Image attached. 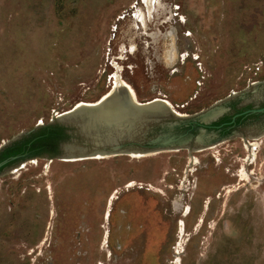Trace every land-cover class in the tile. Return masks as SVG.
<instances>
[{"label": "rangeland", "instance_id": "1", "mask_svg": "<svg viewBox=\"0 0 264 264\" xmlns=\"http://www.w3.org/2000/svg\"><path fill=\"white\" fill-rule=\"evenodd\" d=\"M114 75L139 103L170 104L181 117L161 122L176 126L231 93L261 103L264 0H0V146L98 101ZM251 125L196 152L4 167L0 264H264V131Z\"/></svg>", "mask_w": 264, "mask_h": 264}, {"label": "water", "instance_id": "2", "mask_svg": "<svg viewBox=\"0 0 264 264\" xmlns=\"http://www.w3.org/2000/svg\"><path fill=\"white\" fill-rule=\"evenodd\" d=\"M120 93V98H115V102L106 107L107 98L103 100L102 96L91 106H73L70 110L59 114L55 118L56 124L67 129L69 139L59 147L61 159L69 161H79L86 158H107L117 155H150L167 150L189 149L192 145L198 148H206L209 137L205 131L199 130L194 138L190 134H174L172 128L177 122L162 123L161 121L168 115L173 119L179 120L172 111L154 105L152 101L137 103L134 97H131L122 88L115 91ZM264 109L251 111L252 113H262ZM223 113V108L213 107L204 113L196 115V119L202 124H208L215 121ZM53 124V122L51 123ZM156 125L160 131L143 142V130ZM40 125H37V129ZM72 129L75 131L72 132ZM20 134L11 142L21 139L28 135ZM74 135L83 139L81 146H76ZM141 136V137H140ZM135 144V145H134ZM87 145H91L88 149ZM6 145L0 146L2 150ZM194 148V147H193ZM16 158H9L0 163V168L9 161Z\"/></svg>", "mask_w": 264, "mask_h": 264}, {"label": "flooded vegetation", "instance_id": "3", "mask_svg": "<svg viewBox=\"0 0 264 264\" xmlns=\"http://www.w3.org/2000/svg\"><path fill=\"white\" fill-rule=\"evenodd\" d=\"M236 94L231 93L225 99L227 100L222 106L223 113L215 121L208 124H202L198 118L187 121L184 124L175 126L173 129L174 134H190L193 138L198 134L199 130L205 131V134L209 137L211 144H217L224 138L231 135L237 128L243 124H252L255 129L251 132L253 136H256L264 131V111L262 113H252L253 110L264 109V101L257 103H243L239 99H232ZM262 101V100H261ZM263 103V104H262ZM255 117L254 119L251 117ZM261 118V119H260ZM254 121H251V120ZM251 125V126H252ZM191 150L197 151L199 149L197 145H193ZM250 144V143H248ZM194 147V148H193Z\"/></svg>", "mask_w": 264, "mask_h": 264}, {"label": "trees", "instance_id": "4", "mask_svg": "<svg viewBox=\"0 0 264 264\" xmlns=\"http://www.w3.org/2000/svg\"><path fill=\"white\" fill-rule=\"evenodd\" d=\"M68 139L67 129L58 124L53 123L39 127L32 133L0 150V163L9 158H16L13 161H9L0 170L20 160L43 156L54 158L60 153V145Z\"/></svg>", "mask_w": 264, "mask_h": 264}, {"label": "bare ground", "instance_id": "5", "mask_svg": "<svg viewBox=\"0 0 264 264\" xmlns=\"http://www.w3.org/2000/svg\"><path fill=\"white\" fill-rule=\"evenodd\" d=\"M137 16V15H136ZM138 21V20H137ZM139 22V21H138ZM141 24V23H140ZM112 79H113V83H112V87H111V89L107 92V95L105 96V97H103V100H106V98L108 99L107 100V105H106V107H109L111 104H113L116 100H115V98H120V93H117V94H115V91L116 90H118L119 88H122V89H124L125 91H126V93H128L131 97H134L135 99H136V97H135V94H134V91H133V89L131 88V86L130 85H128L125 81H123V79H120L119 77H118V75L116 76V75H114L113 77H112ZM105 95V94H104ZM103 95V96H104ZM120 95V96H119ZM152 101V100H151ZM136 102L137 103H139L137 100H136ZM153 103H154V105H156V106H158V107H163L164 109H168V110H170V111H172V113L174 114V115H176L177 117H181V115H179L178 113H176L173 109H172V107L170 106V104H168L167 102H165V101H156V100H153L152 101ZM163 102V103H162ZM84 104L86 105V106H91V104H93V103H82V102H80V103H78V104H76V106L77 107H79V106H84ZM245 148H252L253 150H255L256 148H257V143H250V144H245ZM133 156H136V157H140V156H144V155H138V154H134ZM254 156V154H252V157ZM191 163H196V160L193 158V159H191ZM239 176H240V179H242V180H244L245 179V177H246V173H245V170H244V168H241L240 170H239ZM132 186V184H128V186L127 187H131ZM187 211H188V209L186 208L185 209V211H184V213H183V216H186L187 215ZM179 227H180V230H179V234L181 233V231H182V223L180 222L179 223ZM179 246V245H178ZM175 253L178 255L179 254V252H178V250H177V248H176V251H175Z\"/></svg>", "mask_w": 264, "mask_h": 264}]
</instances>
